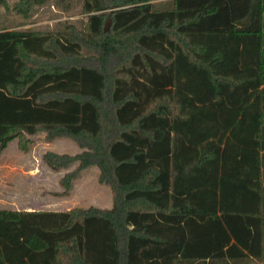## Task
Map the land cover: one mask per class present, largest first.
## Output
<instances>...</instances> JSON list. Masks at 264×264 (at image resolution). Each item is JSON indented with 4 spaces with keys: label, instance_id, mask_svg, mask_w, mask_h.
<instances>
[{
    "label": "trees",
    "instance_id": "1",
    "mask_svg": "<svg viewBox=\"0 0 264 264\" xmlns=\"http://www.w3.org/2000/svg\"><path fill=\"white\" fill-rule=\"evenodd\" d=\"M83 10L81 29L0 28V148L26 149L40 131L71 138L80 151L46 150L45 162H77L64 191L96 165L112 204L0 208V264L264 256V0Z\"/></svg>",
    "mask_w": 264,
    "mask_h": 264
},
{
    "label": "rangeland",
    "instance_id": "2",
    "mask_svg": "<svg viewBox=\"0 0 264 264\" xmlns=\"http://www.w3.org/2000/svg\"><path fill=\"white\" fill-rule=\"evenodd\" d=\"M22 0L0 1V28L29 29L56 32L71 24L83 28L87 13L83 0H30L23 2L26 12L17 9ZM156 8L172 6V0H150ZM109 23L105 25L108 30ZM84 55L92 53L82 49ZM32 142L26 149L18 145L17 138L11 139L0 148V208L10 209H58L73 207H110L112 191L109 185L98 180L99 169L90 165L81 170L72 180L71 187L64 191L60 177L72 170L77 162L65 168L53 169L44 160L46 150L74 154L81 150L68 137L44 138V132L27 134ZM262 176L264 181V149L262 152ZM194 264H264L261 258L248 257L233 261H197Z\"/></svg>",
    "mask_w": 264,
    "mask_h": 264
}]
</instances>
